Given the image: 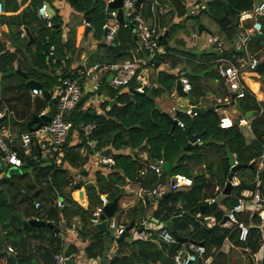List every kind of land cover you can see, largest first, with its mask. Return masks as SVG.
<instances>
[{
	"label": "trees",
	"instance_id": "1",
	"mask_svg": "<svg viewBox=\"0 0 264 264\" xmlns=\"http://www.w3.org/2000/svg\"><path fill=\"white\" fill-rule=\"evenodd\" d=\"M53 1L55 0H33L30 9L9 18L8 26L30 28L34 25L37 27L34 50L24 40L21 41L20 47L15 46L14 52L3 51L4 49L0 48V113L6 107L7 112H10L19 122H28L33 115L39 116L47 107L50 108L48 116L51 117L54 114V107L51 100L31 99V89L26 87L24 80L15 73L17 68L24 71L28 78L39 81L42 87L50 92L59 87L62 81L75 78L68 74L66 69L70 62L65 61V66H61V61L65 57L63 50L67 44L62 43L59 16L56 14L50 18L51 28L47 27L45 19L37 16L38 9L44 3L51 4ZM108 1L71 2L75 11L89 12L88 24L94 29L97 38L103 31L102 26L108 18L107 14L113 10L108 8ZM138 1L140 5L134 6ZM153 1L124 0V4L132 3L133 12L130 15H124V25L119 24L117 28L114 44L122 55L117 56L106 50V64L135 62L139 58L148 57L142 50H140L141 54L133 56L138 45L133 39L130 26L135 25L133 18L137 13L141 14L144 22L148 23V19L153 15L151 11ZM159 1L170 7L164 15H160L158 10L154 9L159 29H165L167 43L174 40L177 33L182 30L181 22L168 25L173 18L192 19L199 24V17L204 14L218 21L222 33L229 40L253 25L252 22H248L239 28L237 15L242 11L251 10L254 0H209L200 15L187 17H184L187 8L183 0ZM260 31L264 34V22L261 23ZM17 35L19 36L20 33L17 32ZM251 44L258 51L264 50V38L251 41ZM51 47L52 55L49 56ZM175 52L178 53L171 47L165 50L164 55H150L149 63L144 67L154 68L156 63H161L167 57L169 58V54H175ZM235 53H238L239 57L242 54L237 51ZM58 69L61 70L60 74L55 75ZM186 77L191 86L189 93L192 102L195 103L198 77L189 73ZM10 80L15 82V85L7 92V84ZM176 80L178 76L160 72L154 81L159 88L150 87L152 83L144 94H138L135 93L137 85L135 80H132L126 88L114 89L105 79H102L95 92L109 98L99 105L102 113L90 117L81 110L83 104L77 105L64 116V121L71 124V129L63 145L59 150H50L44 157L38 156L36 160L21 155L18 140L22 134L27 133V130L12 125L7 120L0 123V130L9 129L12 132V137L7 143L20 154L22 159L20 169L23 171L20 175L0 181V264H54L53 258L56 255L68 258L77 253L78 249L75 246L65 244L62 239V234L73 228L75 218L79 221V227L75 228L77 236L82 242H86L83 253L87 259L99 258L103 264H174L173 258L182 244L178 242L164 244L158 241L153 232V240L126 239L120 244H115L114 251L111 252L110 246L115 242L112 232L108 229L105 232H98L90 222L95 210L103 205L102 196H105L107 203L114 200L118 203L124 196V187L128 182L135 181L141 168L138 159V154L141 153H146L151 162L162 161L164 157L170 165L169 173L163 172L159 178L153 174L146 175L142 181V187L152 189L159 185H167L169 175L184 176L191 180L189 188L182 191L169 188L168 194L155 199V206L151 213V217L165 228V225L175 217L171 223V231L187 240L189 244L195 246L201 244L199 252L186 251L193 256L191 264H206L207 258H212L210 264H242L231 262L228 256L221 252L226 241L245 250L248 257L245 264H257L256 258L262 251V258L258 264H264L259 212L235 213L236 223H242L248 228V235L244 242L238 239L239 229L236 224H232L229 228L220 226L224 215L230 212L240 200L251 199V196L245 197V193L252 195L260 184L263 191L261 193L264 196V114L252 120L251 130L255 139L249 144L245 143L236 124L228 129H220L218 119L211 112L205 115L198 114L193 118L183 113H176L175 117L183 126L175 125L172 129V119L160 112L155 99L163 92L174 95ZM83 81H80L79 85ZM130 93L133 94L132 97ZM87 96L84 101L87 100ZM244 98L240 106L245 111H259L255 105L245 107ZM113 99L116 102L109 105L110 100ZM89 125L93 128L88 135H85L83 129ZM188 132L197 135L200 144L190 151H185ZM13 133L15 139H13ZM73 133H76L80 140L75 145H71L70 142ZM88 141L92 143L91 146L87 145ZM226 147L234 155L237 164L244 167L233 174L236 185L232 187L229 195L222 196L219 202L222 209H206L200 212L199 208L207 205L209 200L217 202L216 197L219 193L214 192L215 186H218L221 191L226 183L230 172L226 159ZM125 150L129 153H122ZM95 154L111 158L114 165L109 168L101 165L108 170L107 174L101 171L94 172V182L84 184L86 203L80 205L72 196V192L76 191V180L70 170L77 172L76 175L81 177L82 167ZM260 163L262 168H259ZM250 164L253 166L249 167ZM212 178H216V182L212 183ZM39 186L42 190L34 196V201H38L39 204V207L35 209L29 196L33 195ZM58 200L62 202L60 207H56ZM150 204L151 201L147 197L140 199L137 204L127 210L126 222H122L123 225L126 227L132 221L134 229L142 228V222L147 216ZM116 212L120 213L119 207ZM17 215H20L22 220H39L52 224L59 233L47 226L28 227L21 230L22 221L17 218ZM207 217L214 218L213 226H207L204 220ZM125 236L128 238L129 232H126ZM7 248H11L13 253H8Z\"/></svg>",
	"mask_w": 264,
	"mask_h": 264
},
{
	"label": "crops",
	"instance_id": "2",
	"mask_svg": "<svg viewBox=\"0 0 264 264\" xmlns=\"http://www.w3.org/2000/svg\"><path fill=\"white\" fill-rule=\"evenodd\" d=\"M32 1L33 0H0L4 8L3 14L0 16V48H3L4 49L3 51L14 52L15 46L17 45L20 47L22 40L26 41L28 46H32L31 48L32 50H34L33 44H34V37L36 35V28H37L36 26L33 25V26H30V28L23 27V26H20V27L8 26L9 18L13 16H17L19 13H21L24 10H27L28 8L30 9V4L32 3ZM208 1L209 0H183L182 2L187 8V13L184 17L191 15L190 12L192 11L194 6H196L197 9L199 10V13L196 16L200 15L201 11L205 9V5ZM71 2L72 1H67V0H55L51 4L44 3V5L50 9V12L48 11L50 18L55 16L56 14L60 18L61 24L59 26V29L61 31L62 43L67 44L63 50L65 57L61 61V66L63 67L65 66V61L70 62L69 67H66V69H68V74H71L72 77H75L76 71L78 69H82V68L89 69V68H93L94 66H98V68L92 73V75L88 79L84 80L80 85L81 90H82L81 104H83L81 110L84 111L85 113L89 112L91 114H94L95 116V115H99L102 113L99 107L100 103L109 99L108 96L98 95L95 92L102 79H105L107 81V84L110 85V80L114 73L108 70L109 64L105 63V60L107 57L105 51L107 49L102 47L101 45L102 39L104 38V31H102L100 36L97 38L95 36L94 29L91 28L90 25L89 27H85L83 25L85 13H79L75 11L71 5ZM156 2H157V5L156 7H154V9L156 8L160 15H164L165 13L169 11L170 7L168 6V4L161 3L159 0H156ZM262 2H264V0H254V5H258ZM28 12H30V10ZM86 13L88 17L89 12H86ZM37 16L38 18H42L40 17L38 12H37ZM201 16H203L204 19L201 20L199 24L205 28V30L202 31L201 33L198 32L199 24L195 23V21L192 19H187V20H184L183 18L182 19H179V18L171 19L168 25L171 26L173 24H177L181 22L182 30L177 33L174 40L167 43L165 29H162V30L159 29L158 27L159 24L157 23L158 20H156V15L153 12L152 17L148 19L147 21L148 23L146 22L145 23L148 26L155 25L157 27L158 38L165 36L166 46H168V48L159 46L161 47L163 51V54L161 55H164L165 50L171 47L175 48L178 51V53L175 52V54H169V58L167 57L165 60L161 61V63H156L154 68H151V67H150L151 69H149V67L142 68L143 70L142 73L147 76L149 85L153 83V85L150 86V87H153V89L159 88L158 85L154 82L158 73L165 72L168 75L178 76V80H176V83H175L174 95L172 94L171 96V95H168L166 92H163V93H160L158 97H156L155 99L156 105L158 109L160 110V112L169 116L172 119V121H173V116H175L176 113L184 114V112L189 107L191 108V102L189 101V99L187 97L179 96L178 93L176 92L177 82H179L181 77H185L188 79V77H186V74L188 73L197 76L198 77V89H197V92H195V96H194L195 103L193 107L198 108L200 110V113H196L195 115H198V114L205 115L207 112H211L212 114L215 115L216 119L218 120L221 117L229 118L232 125L234 124L237 125L239 131L241 132L244 138L245 143L249 144L255 139L252 133V130H251V122L254 119V117L260 114H264V76H263L264 72L259 73L257 71L243 70L239 75L240 84L243 86L244 92H245V96H244L245 98L243 97L244 98L243 105H245V107L246 106L253 107L255 105L257 106L259 110V111H256V110L245 111L240 106V102L242 101V98L237 99L235 98L233 94H230L228 92L227 88L218 79L216 70L219 65H224V66L235 65L243 57L249 58L253 55L264 54V50L258 51L256 47L250 42L247 47V51L241 52L242 54L239 57L238 53H235L234 42H235L236 37L244 34L247 29H245L242 33L236 35L234 38L229 40L226 38L225 34L222 33L216 20L210 19L204 14H201L200 17ZM209 20H211L212 25H209V22H208ZM244 24L245 23L239 24V28H242ZM252 24L253 25L250 29H255V30L259 29L260 31L261 22L252 23ZM86 28H89V31L87 34L84 33V30ZM130 29L133 34V39L134 37H136V40L134 39V41L137 42V45H138L137 47L138 49L133 52V56L137 54H141L140 46H139V42L137 39L134 26H130ZM17 32L20 33L19 36L17 35ZM193 35L195 36L194 38H192ZM209 35L219 37L225 41L223 51L218 52L220 54L219 56L212 52H206V49L209 47L206 44V39ZM178 42H180V44ZM51 51H52V47L50 48V52ZM119 52H120V55L115 54V53L114 54L117 56H121L122 52L121 51ZM203 54H205L206 56H204ZM142 60H145V58H139L137 61H142ZM91 62H94V63L91 65L90 64ZM20 71L26 75V73L22 71L21 69ZM60 71H61L60 69L56 70L55 75H59ZM27 79L36 81L40 84V82L35 79H30L28 77ZM24 83L26 85L25 80H24ZM14 85H15V82L10 80L7 84L6 91L8 92V90L9 91L12 90ZM55 91H56L55 88L51 92L48 91L50 93L51 102H52V99L54 98ZM188 95H190V93H188ZM86 96H87V100L84 101V98ZM30 97H31V91H30ZM35 98H38V97H35ZM225 98L228 99L227 103L224 102ZM31 99L33 100L34 98L31 97ZM233 101H234V104L239 107L240 111H243L244 113H256V115L251 116L249 118H245V116L242 115L239 110H237L234 106L231 105ZM53 107L55 110V104H53ZM4 109L5 110L2 113H0L1 116L4 115V113H6L7 116L12 115L10 112H7L6 107ZM49 109L50 108L47 107L42 112H46L48 116ZM19 111L20 110H18V112ZM194 116L190 118H193ZM13 119L16 121L14 116H13ZM6 120L8 121V123L12 124V121L9 120V118H7ZM89 126H92V125H89ZM0 132L10 134L12 137V132L9 129L0 130ZM15 138L16 137L14 136V133H13V139ZM70 142H71V145H75L80 142L79 137L76 133L72 134ZM198 142L200 144L199 140ZM18 145L20 146V138L18 140ZM34 153L37 155H40V151L37 145H34ZM122 153L127 154L129 153V151L125 150V151H122ZM98 156L99 154H95L94 156H91L89 158L88 163L85 166H83L81 169L82 170L81 177L79 175H76L77 172L69 169L71 174L74 175L75 177V180H76L75 186L81 183V186L79 188L75 187L76 189L75 193L72 192V196L75 198L76 202L79 203L80 205H85L86 203L84 184L94 182V172L101 171L107 174L108 170H105L103 167H101V165H105L107 166V168L112 167L114 165V162L112 163V165L99 163ZM104 158L112 160L109 157H104ZM138 159L140 160L141 168L138 171L137 177L135 181L128 182L126 184V186L124 187L125 194L117 203V207H119L120 213H117V212L114 213L112 218H110L108 221H115L123 225L122 222H126L127 210L131 208L132 206H134L135 204H137L140 199L142 200L143 198L147 197L148 200L151 201V204L148 209L147 216L145 220H143L142 222V228H139L137 230L133 228L131 231H129V237L127 238L125 236L124 240L130 239V240L150 241V240H153L152 239L153 238V225H161L159 223L156 224L153 221L155 219L151 217V213L155 206L154 200L158 198L156 196H152L151 191L154 189L161 188L164 191V194H168L170 190L169 188H171L170 175H169V180H168L167 185H159L152 189H146L142 187L143 179L145 178L146 175H149V174L155 175V173L146 169V166L148 163H154V161L151 162L146 153L138 154ZM259 168H262L261 163L259 165ZM8 169L10 168H7L5 165H2L0 163V181L4 180L5 178H9L11 176L17 175V174L8 175ZM22 173L23 171L21 169L20 174ZM30 175L32 176V174ZM172 177L176 178L177 180L179 178L188 179L187 177H184V176H172ZM211 182L212 183L216 182V178H212ZM226 183H227V180H226ZM231 184H232V187L236 185L235 178L232 179ZM43 186L44 185L42 183V187ZM187 188L189 187H181L175 191H182ZM223 189L220 191L218 189V186H215L214 188V192L219 193L216 197L217 202H214L216 203V208L222 209L219 202L222 196H226L222 194ZM39 190H42L40 186L34 192L33 195L29 196V200L30 202H32L33 207L35 203H38V201H34V196L39 192ZM79 191H81L83 194L82 202L79 200V197H78ZM244 196L247 198H250L251 194L245 193ZM104 200H106V198L105 196H102L101 201H104ZM211 201L212 200H209L207 202V205L211 204L210 203ZM57 202H61V201L58 200ZM57 202H56V207H59L57 206ZM225 216H227V213L224 215V217ZM204 220L208 227L213 226V224L215 223L213 217H207ZM24 221H27V220H24ZM73 225L74 226L72 229L66 230L62 234V239L65 244L73 245L78 249L77 253L68 257L69 262L71 264H103L101 259L99 258L87 259L84 256L83 249L86 246V242H82L78 238L77 233L75 231V228L79 227V221L77 218L73 220ZM220 226H222L223 228H229L231 225L227 221L223 222V219H222V221L220 222ZM115 244H116V238H115V242L111 244L110 246V251L112 250L111 252L114 251ZM221 252L226 254L228 256V259L231 262L245 264L248 258L243 248L235 247L229 241H226L224 243L221 249ZM261 252L262 251H260V253L258 254L256 258L257 264L260 262L262 258ZM211 261H212V258H207L206 264H210Z\"/></svg>",
	"mask_w": 264,
	"mask_h": 264
},
{
	"label": "built area",
	"instance_id": "3",
	"mask_svg": "<svg viewBox=\"0 0 264 264\" xmlns=\"http://www.w3.org/2000/svg\"><path fill=\"white\" fill-rule=\"evenodd\" d=\"M113 0H109L110 3ZM156 0L151 4V11L154 12L156 7ZM3 4L0 2V16L3 14ZM133 12L132 3L123 4L124 15H130ZM191 15H197L199 10L196 6L193 7L190 12ZM40 17L47 21V27L51 28L50 16L46 11V6L42 5L38 9ZM117 12L112 10L107 14V20L104 22L102 29L104 31L103 42L107 45H113L115 36L118 28V21L116 19ZM264 16V2L254 5L251 10L242 11L237 15V23L243 24L246 22L260 23L256 20L257 17ZM134 29L139 42L140 50L145 51L148 55L145 60L142 61H125L120 64H113L108 66V70L114 74L110 80V86L114 89L126 88L132 80H135L137 85L135 93L144 94L145 90L150 86L147 76L142 72V67L149 63V56L154 54H163L161 47L158 46V32L155 25L148 26L141 14H135L134 18ZM85 27H89L88 22L83 23ZM256 33H261L259 29H247L242 35L236 37L234 42V50L237 52H246L249 43L252 41V36ZM195 36L193 35L192 38ZM206 44L212 47L217 52H222L224 49L225 41L219 37L209 35L206 39ZM52 55V52L49 53ZM264 60V54L253 55L249 58H241L235 65L224 66L219 65L217 67V76L220 82L227 88L230 94H233L235 98L241 99L244 97L245 92L243 86L240 84L239 75L243 70L256 71L257 66ZM98 68L94 66L89 69H78L74 79H67L62 81L61 85L56 88L54 98L56 101L54 114L50 117L49 122L40 127L34 133H24L20 136V150L21 155L31 160H36L38 156L44 157L50 150L56 151L63 145L65 139L71 129V124L64 121V116L71 112L77 105L79 100L82 98V90L79 82L88 79L92 73ZM264 76V73H263ZM182 86V92L188 94L191 90V86L185 77H181L179 80ZM31 97L42 98L41 91L38 89L31 90ZM224 102H228L225 98ZM184 114L188 117L194 116L196 113L192 111V107L188 108ZM40 116H47L46 112H41ZM1 117V115H0ZM173 121L176 125L182 127V123L173 116ZM218 126L220 129H228L232 127V123L229 118L221 117L218 120ZM93 126H88L83 129V133L88 135L92 130ZM11 138L10 134L0 132V163L5 165L7 168H20L22 165V159L20 154L8 145L7 141ZM34 145H37L40 155L34 153ZM88 146H91V142H87ZM98 162L102 164L112 165L113 161L104 158L102 155L98 156ZM161 163V161H160ZM146 169L155 173L159 178L163 171L160 166L155 163H148ZM142 174V173H140ZM191 181L184 178L176 179L175 184L171 186V190H177L181 187H190ZM164 194V191L160 189H154L151 191L152 196L160 197ZM102 198V197H101ZM103 205L97 208L92 215L90 220L91 224L96 225L99 223V216L102 213L103 206L107 203L106 200L102 201ZM210 203H214L212 200ZM57 206H61V202H57ZM35 208L39 207L38 203L34 204ZM250 212L251 214L259 212V220L261 225L264 223V196L259 189H257L252 195L250 200H240L238 204L227 213V222L232 225L236 224L239 229L238 239L244 242L248 235V228L242 223H236L235 213L237 212ZM107 229L110 230L115 238L125 232V226L115 221H108ZM153 232H155L158 241L170 245L176 243L175 238L171 234V231L162 225H153ZM199 246L188 244L187 249L189 252H199ZM8 253H13L11 248H7ZM54 264H71L68 258L63 255L54 256ZM174 264H191L193 256L186 253V249L182 244V247L177 251L174 258Z\"/></svg>",
	"mask_w": 264,
	"mask_h": 264
},
{
	"label": "water",
	"instance_id": "4",
	"mask_svg": "<svg viewBox=\"0 0 264 264\" xmlns=\"http://www.w3.org/2000/svg\"><path fill=\"white\" fill-rule=\"evenodd\" d=\"M67 1H72V2H75L77 0H67ZM123 4H124V0H113L111 1L110 3H108V8L109 9H113V10H116L117 12V15H116V19L118 21V23L120 25H124L125 21H124V13H123ZM140 2H136L134 4V6H137L139 5ZM95 5V1L93 3V6ZM46 11L50 12V9L46 6ZM257 21L263 23L264 22V16L263 17H257L256 18ZM84 21L85 22H88V18H87V13L84 14ZM217 24L218 21H216ZM205 28L202 26V25H198V32L201 33L202 31H204ZM89 31V28H86L84 30V33L87 34ZM264 35L263 34H259V33H256L254 36H252V41H256L257 39L259 38H263ZM134 39L136 40V37H134ZM104 39H102V47L106 48L107 50L115 53V54H119L120 55V52L118 51L117 47L113 44V45H107L103 42ZM158 46H162V47H166L168 48V46H166V39H165V36H162L160 38H158ZM206 52H212L216 55H220L217 51H215L212 47H208L206 49ZM257 72L259 73H263L264 72V60L257 66V69H256ZM15 73L23 78L25 81H26V86L29 87L30 89H38L41 91V94H42V98L46 101H49L50 100V93L43 89L42 86L36 82V81H33V80H28L27 79V76L25 74H23L19 68L16 69ZM176 92L178 93L179 96L181 97H187L189 99V101L191 102V107H192V111L194 113H200V110L198 108H195L193 107L194 103L192 102V99L190 97V95L182 92V86L180 85L179 82H177L176 84ZM133 94L131 93L130 94V97H132ZM82 102V98L79 100L78 102V105H80ZM52 103L53 104H56V101L55 99H52ZM115 103V100H112L109 102L110 105L114 104ZM232 106H234L237 110H239V107L237 105L234 104V101L231 103ZM240 111V110H239ZM240 113L242 115L245 116V118H249L251 116H255L256 113H244L243 111H240ZM85 114H87L88 116L90 117H93L94 114H91L89 112H86ZM7 118H9V120L12 121V124L19 127V128H25L29 133H34L36 132L38 129H40V127H42L43 125H45L47 122H49L50 120V117L49 116H36V115H33L30 119V121L28 122H18V121H15L13 119V116L12 115H9L7 116L6 113H4V115H2L0 117V123L3 122L4 120H6ZM176 125V122L175 121H172L171 123V126H172V129L174 128V126ZM198 136L197 135H193V134H190L188 132V143L187 145L185 146L184 150L185 151H190L196 147H198L199 145V142H198ZM225 151H226V158L228 160V164L230 166V173L228 174V177H227V183L222 191V194L223 195H229L230 192H231V189H232V179H233V174H235L241 167H244L242 165H238L236 164L235 162V157L233 156V154L229 151L228 147L225 148ZM154 163L157 165V166H160L162 171L164 173H169L170 171V165L166 162L165 158L163 157L161 163L156 161V160H153ZM253 164H250L249 167H252ZM20 171L21 169L20 168H10L8 169V175H13V174H20ZM175 181H176V178L170 176V185L173 186L175 184ZM81 186V183L77 184L75 187L76 188H79ZM259 189L260 191L263 193L262 191V186L259 184ZM82 192L79 191L78 193V197H79V200L82 202L83 199H82ZM216 208V203H211V204H208V205H205V206H201L199 208V211L200 212H203L204 210L206 209H212L214 210ZM117 210V201L114 200L112 202H108L106 203L103 208H102V213L100 214L99 216V223L95 225V229L98 231V232H105L107 230V224H108V220L110 218H112V216L114 215V213L116 212ZM17 218L19 220L22 221V228L21 230H25L26 228L28 227H34V228H38V227H41V226H47L49 228H52L54 229L55 232L59 233V230L57 228H54L52 224H49L45 221H39V220H29V221H24L22 220V217L20 215H17ZM175 217L172 218V220L170 222H168L165 226L167 229H169L171 231V223L172 221L174 220ZM156 224H158V221L156 220H153ZM224 221H227V217L225 216L223 218V222ZM133 222L131 221L125 228V232L122 233L120 236H118L116 238V244H120L124 241L125 239V233L126 232H129L133 229ZM261 232H262V239H263V245H264V223L262 224L261 226ZM171 234L173 235V237L175 238L176 242L180 243V244H183L186 251L189 252V250L187 249L188 247V244L189 242L185 239H182L180 238L179 236L176 235V233L174 231H171ZM197 246L201 247V244H198ZM11 258L13 259V257L11 256ZM14 260V259H13Z\"/></svg>",
	"mask_w": 264,
	"mask_h": 264
},
{
	"label": "rangeland",
	"instance_id": "5",
	"mask_svg": "<svg viewBox=\"0 0 264 264\" xmlns=\"http://www.w3.org/2000/svg\"><path fill=\"white\" fill-rule=\"evenodd\" d=\"M203 19H204V17L201 16L200 19H199L198 21L201 22V20H203ZM208 22H209V25H212L211 20H209ZM239 34H240V33H239ZM149 69H151V68L149 67Z\"/></svg>",
	"mask_w": 264,
	"mask_h": 264
}]
</instances>
